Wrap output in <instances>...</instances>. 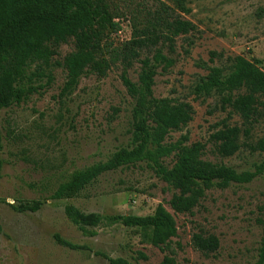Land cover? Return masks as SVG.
Wrapping results in <instances>:
<instances>
[{
  "label": "rangeland",
  "instance_id": "obj_1",
  "mask_svg": "<svg viewBox=\"0 0 264 264\" xmlns=\"http://www.w3.org/2000/svg\"><path fill=\"white\" fill-rule=\"evenodd\" d=\"M107 1L122 26L107 39V50L120 51L135 30L152 23L161 4L196 26L194 32L175 39L176 62L168 73L156 77V98L188 102L194 111L192 121L172 132L167 143L188 135L189 144L207 145L203 159L238 171L263 161V153L251 154L244 148L231 158L213 153L208 140L216 125L224 120L241 125V119L229 118L230 110L215 111V98L196 100L193 88L207 75L203 65L223 66L210 62L212 52L242 56L264 70V0H185L190 13L180 11L175 0ZM73 49L72 42L63 44L55 61L62 63ZM139 70L134 61L129 69L134 82ZM121 72V63L116 62L107 77L85 76L73 94L61 97L66 72L55 66L51 84L47 77L35 81L34 85L44 87L1 112L0 264H111L110 259L160 264L166 256L174 257L176 264H255L263 237L257 222L258 207L264 202L263 178L207 191L192 214L172 210L170 201L177 191L144 163L103 174L75 198L51 199L73 173L104 163L130 146L134 101L122 84ZM260 138H264V115L252 131L254 141ZM38 202L37 211L23 209ZM159 205L174 217L178 228L167 250L151 245L148 231L114 221L118 216L152 215ZM69 207L99 216V224L82 231L70 219ZM197 233L218 237L219 250L206 255L195 249L192 237ZM57 237L78 248L60 244Z\"/></svg>",
  "mask_w": 264,
  "mask_h": 264
},
{
  "label": "trees",
  "instance_id": "obj_2",
  "mask_svg": "<svg viewBox=\"0 0 264 264\" xmlns=\"http://www.w3.org/2000/svg\"><path fill=\"white\" fill-rule=\"evenodd\" d=\"M174 4L180 11L190 13L185 0H175ZM117 19L107 0H0V114L27 101L44 87L34 85L35 81L47 77V83L51 84L55 66L66 72L61 92V97H66L73 94L83 77L94 75L103 79L119 62L122 84L134 101L130 146L119 149L104 163L73 173L51 199L75 198L103 174L144 163L177 191L170 201L172 210L176 214H192L206 192L213 188L225 190L232 185L264 179V160L250 170L238 171L203 159L207 145L189 144L188 135L167 143L172 132L183 130L192 121L194 111L188 102L156 98V77L174 66L175 39L194 32L196 26L177 15L175 9L161 4L152 23L135 30L120 51L107 50V39L122 30ZM69 42L74 45L73 51L62 63L55 61L59 48ZM210 56L211 63L218 61L223 66L203 65L207 75L195 85L193 95L196 100L215 98V111L230 110L229 118L237 115L241 119V125L231 126L227 120L216 125L208 140L213 153L231 158L244 148L251 154H264V138L252 139V131L264 115V70L242 56H225L223 52H212ZM134 61L140 64L136 82L129 77ZM2 140L0 117V155ZM2 168L0 157V181ZM39 205L38 202L23 209L37 211ZM258 211L257 222L263 229V237L255 264H264V202ZM67 213L82 231L85 226L96 227L100 222L99 216L84 215L72 207L67 208ZM114 221L126 228L148 231L150 244L163 250L169 249L178 235L174 217L162 205L152 215L118 216ZM57 239L66 247L78 248ZM192 244L206 255L220 248L218 237L202 233L193 235ZM110 263L132 264L123 259H110ZM160 264H176V260L166 256Z\"/></svg>",
  "mask_w": 264,
  "mask_h": 264
}]
</instances>
